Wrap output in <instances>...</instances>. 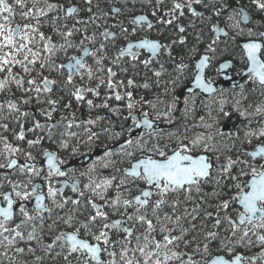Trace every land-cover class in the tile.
Segmentation results:
<instances>
[{
  "label": "snow or ice",
  "instance_id": "snow-or-ice-1",
  "mask_svg": "<svg viewBox=\"0 0 264 264\" xmlns=\"http://www.w3.org/2000/svg\"><path fill=\"white\" fill-rule=\"evenodd\" d=\"M90 4L91 0H87ZM149 3L152 0H148ZM202 0H172V6L169 10V14H175L179 12L180 15L184 14V9L187 8L193 16H200L201 14L196 12L192 5L201 3ZM157 4L163 3V0H156ZM256 7L264 11V0H253ZM66 11L67 16L74 17L78 13L79 9L72 5L65 9V6L53 0H0V95L4 96L5 99L0 101V111L7 108L9 112H18L21 116H27V112H20L18 103L10 97L15 96L16 91H20L24 94L19 99L22 103L27 104L31 99L30 94H35L37 101L40 100L42 94L52 92V86L56 83L55 80L50 79L48 76L42 75V70L52 66V56L58 50H65L66 47H72L68 38L73 36L74 31L78 29L71 28L67 31H60L59 28H55L54 31L57 35L64 39L63 44L57 45L51 35H46L41 29L46 24L54 23L61 19L60 16H51L54 12ZM88 11H91L89 8ZM114 12L118 9H113ZM155 11L153 15H155ZM215 15L219 16L220 11H216ZM236 15H239L241 20H247L249 18L245 10L240 9L239 12L233 9L232 14L228 16L229 20H233ZM175 18V16H173ZM19 19L21 22H16ZM96 18L93 17V20ZM147 17L141 15L135 17L131 23L137 25L143 21H146ZM171 24L172 20L166 21ZM76 23H85L83 20H77ZM149 28L152 27L151 23L147 25ZM235 27H239V21H236ZM67 28V25H65ZM181 32L184 31L183 27L179 29ZM123 33H127V28H121ZM135 28L133 29V32ZM242 31V30H241ZM101 35L107 39L112 33L105 31ZM249 35H252L249 32ZM264 37V33L260 34ZM86 39L95 40V36ZM82 43V42H81ZM216 43L215 40L212 44ZM212 44L208 45V51L214 52L215 49ZM105 44L101 43L98 52H104ZM165 47L159 42L151 41L148 39L140 40L139 42H129L125 48L119 49V51L111 58L113 64L118 63L124 56H131L133 60L138 59V52L133 51L134 49H147L151 54L155 55L161 48ZM246 50L247 59L250 61L251 67L248 69L250 73H254L259 79L261 84H264V60L259 58L264 44L257 41H250L244 44ZM85 55H93L95 53H89L88 49L85 48ZM104 59H108L107 55L101 56L95 61L97 65H100L96 69L97 72L107 73V88L112 92L116 100H121L124 95L121 94L117 89L124 86V81H114L116 73L111 68L105 69L103 67ZM74 63L69 65V68L76 72L79 69H83V73H80L81 79L86 74L89 80L97 78L91 66L84 62V57H72ZM209 60L208 56H205L198 64L199 74L195 77V84L198 88H203L206 92L215 91L210 83H205L203 77V69ZM143 63L148 65L151 60H144ZM39 64V69L36 65ZM226 66V65H225ZM57 69H62L64 65H57ZM36 75L33 76L32 73ZM160 75L159 72L156 73ZM25 76L29 77L25 80ZM72 74L70 73L67 81L72 82ZM99 84L95 88L90 87H78L76 88L75 99L77 101H83L85 99V93H92L93 95L99 96L100 85L105 84L103 77H99ZM129 86H132L133 81H127ZM27 85V86H25ZM145 88L147 84L143 85ZM129 100L127 107L132 109L134 102L132 101V92L125 94ZM109 99L112 97L109 96ZM46 102L49 105L50 110H44L43 115L48 119H51L52 113L56 111V99H47ZM161 103H165L161 101ZM87 104L93 106L92 100H87ZM107 107V103L103 105ZM176 101L174 100L170 105L166 104L167 111L158 112L157 117H163L168 119L171 111L175 108ZM156 106L153 105V108ZM257 112H260L259 107L256 108ZM131 115V113H130ZM243 115V113H241ZM144 119L135 120L137 128L145 127L153 129V121L148 118V113H143ZM17 123H20L19 120ZM73 125L71 122L68 123L67 127L71 128ZM45 125L39 121H34V127L27 131H35L36 129H42ZM55 127V125H52ZM211 127V125H208ZM0 128L5 131L8 130V124H0ZM50 135V134H49ZM75 135V133H70ZM95 135V133H91ZM119 135V134H117ZM249 136L257 135V133H249ZM259 136H264V129H261L258 133ZM17 140L25 139L24 125L20 123V131L15 135ZM142 139V138H141ZM177 146L170 149V154L167 149L169 146H161L159 143L146 147L139 141H136V147L139 151L145 152L150 151L154 155H148L144 158H140L130 166L129 169H124V177L119 180L116 185V195L113 198L106 199L105 193L113 187V182L117 179L113 176L111 179H104L100 183L95 184L94 187L91 185L87 186L91 188L92 194L99 195V199L104 201L103 205L97 204L90 200L89 204L94 210V214L88 215L85 219L80 220L75 215H68L66 218L61 217L62 222L67 228L73 229L72 231H61L55 235L52 243L44 244L42 247L45 252L53 250L59 246L61 252L66 253L64 255L65 261H68L69 256L78 254L77 260L82 264H172L173 261H178L180 264H197L191 257L187 262L183 260L187 253L178 251L181 242H184L185 229L181 226V220L188 215H192L193 212H197V208L193 207L190 212L189 209L185 208L183 215H178L177 210L179 208V200H172L169 203L167 197L169 193H177L183 190L186 195V201L191 200V193L193 189L199 193L201 192L202 183H206L212 179L213 164L211 158L208 155L191 154L194 149L202 148L204 152L215 151L214 147L207 143L211 141L212 136L204 137L197 136L191 140L189 144H184L177 137ZM0 141H3L4 152L8 153L9 156L19 153L21 149L13 146L8 142L7 137L0 136ZM250 142V141H249ZM28 145L31 147L35 144L40 143V139L28 140ZM134 143L133 139L129 138L126 140L127 146H132ZM66 146V144L64 145ZM125 145H121L124 148ZM47 165L48 171L44 179L51 180L53 176H65L66 173L61 171L57 162L58 158L52 152H47ZM112 150H106L104 155L111 156ZM126 155L132 156V152H126ZM252 157L261 156L264 157V145L258 146L256 150L248 153ZM154 156L159 158H154ZM29 159H32L31 153L27 154ZM217 159H219L217 157ZM236 161H233L230 157L227 160L226 165H217L219 172H228L233 167ZM243 163H247L244 161ZM107 167V165H104ZM19 167L20 172L25 171L31 176H40V170L35 165H29L27 163L18 165L16 159L8 158L7 164H0V168H16ZM251 168V179L250 182L241 184L236 183L234 187L237 189V195L232 197L233 202H238L243 207V211L238 214L239 225H250L251 227L243 230V237H247L249 232H253L257 235V240L261 245H264V234H258L257 229H264V164L259 166H250ZM241 176L248 175L241 171ZM127 177H131L133 182L136 179L142 180L148 187L139 189V194L129 198H122L123 193L121 187L127 182ZM233 180H237L238 177H232ZM11 183V182H10ZM31 183V181H29ZM12 190L15 193L13 198L10 193H0L3 197V205L0 206V248L4 251L0 252V257L7 258L10 261L15 259L16 254H22L25 252V248L17 247L16 245L23 241L30 245L31 242H41V238L36 233V225L31 223V231L25 233V229L29 226L30 222L35 221L37 218L43 221V216L40 215L42 211L51 212L44 204L45 195L41 193L39 184H31L29 190L28 184L12 183ZM151 189H155V192ZM73 190L78 191L75 185ZM59 189L52 187L51 183L47 186V196L53 199ZM81 196L84 193H80ZM153 195L158 198L152 201ZM218 195V193H213ZM34 198L36 205L37 216L29 214V210L25 203L18 205V210L21 216L20 222L15 223L14 227H10L14 223L15 214L14 206L16 201L21 202L29 201ZM67 203V201H65ZM73 204L78 205L79 200H73ZM63 205H58L62 207ZM139 206V207H137ZM163 206H168L171 209V213L164 212L161 215ZM230 206V202L225 200L218 207L221 210H227ZM108 207L113 211H119L123 208L125 211L121 213V218L116 220H110L109 213L103 209ZM151 209L152 218H148L146 211L141 209ZM133 209L131 214H128L127 210ZM210 217L212 214L207 213ZM193 219L196 217L193 216ZM228 219L233 229L238 227L235 221H232L230 217ZM128 221H133L141 226L142 230L134 229L127 225ZM221 224V220L217 217L215 226L218 227ZM174 225V227H170ZM83 231L84 235L81 236ZM120 233L119 238L113 240L112 232ZM139 231L137 235L136 232ZM179 231V235H173L174 232ZM209 238L216 236V233L210 232ZM235 235V231H233ZM160 237L159 239L157 237ZM242 237V239H243ZM249 243L251 241L249 240ZM119 246V247H117ZM185 246H187L185 244ZM223 247L228 248L229 253L232 251L225 243ZM27 251L34 255L37 264L43 260L42 256L35 255V249L31 246L27 248ZM204 253L209 254L208 245L204 246ZM219 251V249H217ZM10 252L12 255H10ZM58 255L60 253H57ZM106 257V258H105ZM245 259L242 255H236L232 259L226 258L224 255H216L211 259L204 260V264H242ZM253 264H255L258 257H250ZM260 264H264V253L260 256Z\"/></svg>",
  "mask_w": 264,
  "mask_h": 264
},
{
  "label": "flooded vegetation",
  "instance_id": "flooded-vegetation-1",
  "mask_svg": "<svg viewBox=\"0 0 264 264\" xmlns=\"http://www.w3.org/2000/svg\"><path fill=\"white\" fill-rule=\"evenodd\" d=\"M130 5L137 4V6L141 7L139 10V14L135 15L134 17L124 16L121 15V12L124 7L115 6L113 9H118V11H112V14H109L108 17L102 11L99 15H96V19L102 21L106 19L105 26L101 29L99 36H95V40L86 39V37L91 38V35H83V40H76L79 36L73 32V36L69 37L70 42H79L78 46L76 47V53L73 57H79L82 55L85 48H90V53H95V57H100L102 55L101 52H98L97 49L101 43H105L109 40L118 41L119 43L125 42L126 45L129 42H139L143 39H149L151 41H157L161 45L165 47L162 48V52L159 58H153L151 55L144 51H138V58L142 57L147 60H159L163 57L164 54H169L172 50V54L175 58L170 62V65L175 70L177 77L175 80L181 83L180 87H173L171 92V101L168 99L164 100L162 103L163 108L160 107L153 108L151 105L154 102V99L144 98L142 99H134V107L129 109L127 104L129 103L128 98L125 100H113L109 98H103L104 91L103 86L100 85L98 91L99 96L93 95L92 93H85V99L83 101H77L73 93H75L76 88L78 87H90L95 88L98 82H94L95 79L89 80L83 78L85 82L81 81L80 73H83V69L80 70L79 74H76L72 78V82L68 83L67 78L69 76L68 72L62 68L59 70H64V84H54L52 86V92L47 94H42L40 96V100L37 101L35 94H30L31 99L29 103L24 104L20 101L21 96L29 95L24 94L20 91L15 92V96L10 97L11 99L15 100L18 105L20 112H27V116H21L18 112H9L7 108L0 111V124L7 123L8 130L5 131L3 128H0V136L7 137L9 143L13 146L19 147L21 151L14 155L9 156L8 153L4 152L3 149V141H0V153L4 154L3 162L1 164H7L8 158L16 159L18 165L24 164L26 162L29 165H35L40 170V176H31L26 171L24 173L20 172L19 167L13 168L10 171H6L8 168H0V193H10L12 194L13 198H15V193L12 190L11 184L12 183H22L28 184L29 190L31 189V184H39L41 185L40 191L42 194L45 195L44 204L48 209H51V212L42 211L40 215L43 216V221L37 218L35 221L30 222L29 226L25 229V233L27 231H31V223L36 225V233L38 237L41 238V242L37 243L33 241L29 244L21 241L16 246L25 248V252L22 254H16L15 259L10 261L7 258L0 257V264H37L35 261V257L33 254L27 251L29 246L33 247L35 251V255H39L43 257V260L39 262V264H78L77 256L78 254H73L69 256L68 261H65L64 255L66 253L61 252L59 246L55 247L53 250L49 252H45L42 245L52 243L54 240L55 235H57L61 231H72L73 229L67 228V226L62 222L60 219L61 217H67L68 215H75L78 219L83 220L88 215L94 214V210L91 208L89 201L92 200L97 204L103 205L104 201L99 199V195H93L91 188L87 187L91 185L92 187L95 184L100 183L104 179H111L115 176L117 179L113 182V187L105 193V198L110 199L116 195V185L119 183V180L124 177V169H129L132 164L137 162L140 158H144L148 155H154L150 151L141 152L136 147V141H139L141 144L149 147L151 145L160 144V140L165 138L166 130L169 127L163 123V118H158L157 115H152L151 111L164 112V105L168 103H172L174 100L176 101V105H178V111L180 112L182 107L184 106V102L190 100L191 98L195 97L197 104L202 101H211L216 95L220 92H228L234 93L238 91L240 88H243L249 83H255V85L264 90V86L260 85L256 78H248L246 81L241 83L235 89L224 88L221 85V79L219 78V68L220 65L229 62L231 63V73L239 77L241 76L249 67V62L246 58L245 52L241 48L242 42H250V41H257L264 44V38L260 36L261 33H264L262 29V18L261 14L258 11V8L253 3V0H202L199 4H193L192 7L196 10V12L200 13V16H193L191 12L185 8L184 14L180 15L179 12L175 14H169V10L172 6V0H163V3L157 4L156 0H152L151 3L148 0H128ZM11 3L12 0H9ZM76 6L79 11L74 15V17L67 16L66 11H63V16L66 18L63 20L64 23L67 24H78L76 23L77 20H83V6L85 9L92 6L90 5L87 0H78L75 3H71L65 6V9L69 6ZM247 7V8H244ZM112 9V10H113ZM237 10L244 9L247 13H249V23L244 25L240 18V23L243 28L252 29L254 28V35L250 37L242 36L241 38L237 37L234 32L227 28V24L230 22L228 19V12L230 10ZM155 11V15L153 12ZM216 11H220V15H215ZM228 11V12H227ZM86 13V12H84ZM145 16L147 17V21L140 25L134 26L131 21L138 16ZM175 16V18H173ZM169 19L172 20V23L169 24L166 21ZM151 23L152 27L149 28L147 25ZM81 24V23H79ZM102 24V23H101ZM202 25L209 26L208 32L205 35H201L199 32V27ZM127 28L128 32L123 33L121 28ZM180 27L184 28V31L181 32L179 29ZM53 25L45 26L42 28L43 30L51 31ZM75 28L78 29V26L71 27L69 26L68 29ZM135 31L133 32V29ZM214 29L217 30L218 36ZM108 30L113 36L108 37L105 39L101 33ZM226 34V35H225ZM50 35V34H49ZM215 40L216 43L212 44V41ZM212 44V47L215 49L214 52L208 51V45ZM237 45V54L233 55L231 53V46ZM203 56H208V66L206 68V81H211L217 84V93L211 98L203 97L199 92L194 94H185L183 97H180L179 94L190 84L193 83L196 77V70H197V62L201 60ZM220 59L218 60V58ZM94 57L90 54L88 57L89 59L85 62L89 65L90 59ZM132 58L131 56H125ZM164 61H167V55L164 57ZM261 59L264 60V48L261 51ZM72 59H68L63 62L61 65L69 62ZM52 66L49 68H45L42 70L43 76H48L50 79L55 80V70H56V61H55V53L52 56ZM220 61V62H216ZM168 66V63H167ZM36 68L39 69V64L36 65ZM213 70V72H212ZM212 72V73H210ZM217 72L216 76L213 77L212 75ZM192 73V75H191ZM33 76L36 75L35 72L32 73ZM29 77L25 76V80ZM27 86V85H25ZM120 91V89H117ZM121 92V91H120ZM122 95L125 96L123 92ZM2 96V95H0ZM56 99L58 103L56 104L55 108L56 111L52 113L51 119H48L46 116L43 115L44 110H50L49 105L44 102L47 99ZM200 98V100H199ZM5 99L4 96L0 98V101ZM93 101V106H89L87 104V100ZM123 106H120V103ZM107 103V107L103 105ZM111 107V109H110ZM122 108V109H121ZM166 110V109H165ZM179 112L176 113L178 116ZM131 113V115H130ZM143 113H148V118L152 120L154 123L162 124L166 127L164 130H157V131H150L148 129L142 130L138 135L136 134L137 128L135 125V120H141L144 116ZM115 117L117 120L123 117H127L128 121V130L130 134L126 137H118L115 134L110 133L106 129H104V120L109 117ZM132 115H138V119H131ZM226 122L224 126L233 118L236 119L235 124L238 125L236 132L241 129L242 122L236 115H232L230 111L226 112ZM19 120L20 123L24 125L25 129V139L24 140H17L15 135L20 131V123H17ZM34 121H39L41 124L45 125L42 129H36L35 131H27L30 128L34 127ZM72 123V127L68 128V123ZM55 125V127H52ZM222 129V128H221ZM221 132V130H220ZM70 133H75V135H70ZM91 133H95V135H91ZM117 133V131L115 132ZM235 133H225L223 135H231ZM50 134V135H49ZM118 134V133H117ZM39 138L40 143L35 144L33 146H29L27 141L28 140H35ZM133 139L134 143L132 146L125 145L124 148H121L120 142L127 139ZM142 138V139H141ZM118 139H121L120 141ZM264 141L260 142L259 144L263 143ZM66 144V146H64ZM259 144L254 146L252 149L248 151H252L257 147ZM106 150H112L113 154L111 156H105L104 153ZM46 151L52 152L58 158L57 162L61 171L66 173L65 176H53L51 180H46L44 177L48 171V165H40L46 157ZM126 152H132V156L126 155ZM31 153L32 159L27 157V154ZM247 153V155H248ZM193 155H198L201 153H191ZM251 161L259 162L255 166H259L264 164V159L260 158L257 160L251 159ZM154 158H159L154 156ZM213 164L212 169V176L215 177L223 172H219L217 170V165L220 163H216L214 160H211ZM104 165H107L105 167ZM221 165V164H220ZM127 182L124 186L121 187V192L123 193L122 198H129L131 199L132 196L139 194V189L147 188L148 186L139 179H136L134 182L131 177H127ZM31 181V183H29ZM11 182V183H10ZM51 183L52 187L59 189L56 197L55 202L53 199L47 196V186ZM73 185L76 186L78 191L73 190ZM155 192V189H151ZM84 193L83 196L80 193ZM186 193L181 190L177 193H169L167 199L169 203L172 200L176 199L179 200V208L177 210L178 215H183V211L185 208L192 211L193 207L198 208L197 206V199L199 198V193H197L194 189L191 193L192 199L186 201ZM158 197L153 195L151 198L152 201L157 199ZM73 200H79L80 203L78 205L73 204ZM222 202L228 200L230 202V206L227 210H223L224 214L220 217L221 224L216 227L217 231H211L216 233V236L219 234V231L226 228L230 231L233 227L230 224L228 219L225 217H230L232 221H235L238 227L235 228L237 231H241L243 234V230L245 228L251 227L250 225L244 224L239 225L238 222V214L243 210L238 206L237 202V209L231 215L229 209L232 208L231 201L232 197L225 196L222 199ZM67 201V203H65ZM20 203H25L29 210V214L33 216H37L36 212V205L34 198H31L29 201L21 202L19 200L16 201V205L14 206V214L15 220L14 223L10 225V227H14L15 223H19L21 216L18 210V205ZM195 204V205H194ZM3 205V197L0 195V206ZM58 205H63L62 207H58ZM139 207V206H137ZM105 212L109 213L110 220H116L121 218V213L125 210L121 208L118 212L113 211L112 209L105 207L103 209ZM198 210V209H197ZM133 209L129 208L127 210L128 214H131ZM141 211H146L148 218H152L151 209H141ZM164 212L171 213V209L168 206H163L161 215ZM198 212V211H197ZM197 212H193L192 215H188L185 218L189 220L190 217H197ZM185 218L181 220V222L185 221ZM195 220V219H194ZM155 223V219H154ZM195 224V221H194ZM128 226L133 227L134 229H141V226L138 223H134L133 221L127 222ZM182 226V223H181ZM170 227H174V225H170ZM139 234V231L136 232ZM179 231L173 233V235H179ZM184 242H181L179 245L178 251L187 253L183 257L185 262L188 261L189 256L194 262L197 264H204V260L211 259L216 255H224L228 259H232L236 255H242L245 259L242 261L244 264H253V262L248 259L247 255L243 253H236L231 254L228 251V248H223L222 251L215 253L213 255H209L204 253V247H200L197 241V237L193 235H189V233H185ZM261 234H264V229H261ZM84 233L81 232V236L83 237ZM120 233L113 231L112 232V239L115 240L119 238ZM215 237L209 238V241H214ZM160 238L159 236L157 237ZM205 242L204 246L207 244L208 249H210V242ZM185 244L187 246H185ZM119 247V246H117ZM229 247V246H228ZM230 248V247H229ZM258 248L259 251L255 255L258 257L255 264H260V256L264 253V245H261L258 241ZM4 249L0 248V252H3ZM57 253H60L59 255ZM10 255L12 253L10 252ZM106 258V257H105ZM82 264V262H79ZM172 264H180L178 261H173Z\"/></svg>",
  "mask_w": 264,
  "mask_h": 264
},
{
  "label": "trees",
  "instance_id": "trees-1",
  "mask_svg": "<svg viewBox=\"0 0 264 264\" xmlns=\"http://www.w3.org/2000/svg\"><path fill=\"white\" fill-rule=\"evenodd\" d=\"M78 0H53V2H58L63 4L64 6H67L71 3H75ZM90 7L85 9V6H83V19L85 23L81 24H73L70 25L67 23H64L63 20L66 19L63 16V11L60 12H54L50 14L51 16H60L61 19L58 21H55L54 23L46 24L45 26L53 25V28L51 31L43 30L46 35H51L53 37V40L56 42L57 45L63 44L65 41L63 38H61L59 35L56 34L54 31L55 28H59L60 31H67L69 26L74 27L75 25L78 26V31H75L74 33L79 36L76 38V40H83V35H97L99 36L101 29L105 26L106 19L99 21L97 19L93 20V17L96 18V15H99L102 11L106 14L108 17L109 14H112V9L115 6H121L124 7L121 15L124 16H131L134 17L135 15L139 14V10H141V7L137 6V4H134L132 6H129L130 3L127 0H91ZM91 9V11H88V9ZM244 8H247L244 6ZM86 12V13H84ZM261 18H262V29L264 30V11L260 12ZM16 22H21L19 19H17ZM102 23V24H101ZM65 25H67V28H65ZM209 26L202 25L199 27V32L201 35H205V33L208 32ZM69 40V39H68ZM70 42V41H69ZM72 47H66L65 50H58L56 51V54L58 56V60L56 61V66L61 65L63 62H65L68 59H72V57L77 54L76 53V46H78L79 42H70ZM105 49L104 52H102V55H107L108 59H104L103 63L104 68H111L114 73H116L115 77H113L114 81H124V86L121 88V92L126 94L127 92H132V98L134 99H154V102L151 105H155L156 107H160L162 109V103L161 101H164L168 99V101H171V92L173 90V87H180L181 83H176L177 80L175 78L177 77L175 70H173V67L170 65V62L175 58V56L171 53L164 54L167 55V61H164V58L162 57L159 60H153L150 64L145 65L143 63L144 60H147L145 58L139 57L136 60H133L129 57H124L118 61V63L113 64L111 61V58L115 56V54L119 51V49L123 48V46L126 45V41L119 43L118 41L109 40L105 43ZM237 45L231 46V53L233 55L237 54ZM100 56V57H101ZM100 57H92L89 62V66L91 64H95L96 69L100 67V65H97L95 61L99 59ZM171 60V61H170ZM168 63V66H167ZM56 70L57 67H56ZM59 73L64 74V70H58ZM159 72L160 75L157 76L156 73ZM95 72L96 77L94 78L96 82L99 81V77H103L105 80V84H103V91L104 95L103 98H108L111 96L113 100H116L114 98V95L112 92L107 88V73L105 72ZM98 74V75H97ZM217 72H215L212 76L215 77ZM192 75V73H191ZM63 76V75H62ZM65 80V79H63ZM132 80L133 84L132 86H129L127 84V81ZM147 84L148 87L145 88L143 85ZM123 99H127V96L125 95ZM121 99V100H123ZM200 100V98H199ZM210 101H202L199 103L196 109V113L190 120H186L185 116L179 115L176 116V118L173 120V123L170 124L168 127L169 129L166 130L165 138L160 140V145H168L169 147L165 149L170 154V149L177 146V137L182 141L184 144H189L191 140L195 139L194 133L196 132V127L200 126V123H203L206 118V110L205 107L207 104H209ZM124 102L120 103V106L122 107ZM168 103L167 105H169ZM166 106V104H165ZM111 109V107H110ZM122 109V108H121ZM229 110H225L223 114L220 116V119L217 122V128H216V134L217 138H215L214 141L209 142L211 144L215 151H209L204 152L202 148L194 149L192 153H205L207 154L211 160H214L216 163L218 161L226 162V159L235 156V154L242 152L245 156L242 160L243 162L246 161L247 163L241 164L239 167H234L229 172H223L222 174H219L215 177L212 176V179L206 183H202L201 185V192H199V198L197 199V206H198V212L197 217L195 220L190 217V222L185 218L184 222L182 223L183 229H185V233H189V235H193L197 237V241L200 247H204L205 242L209 241L208 234L211 231H217L215 228V221L217 217L223 216V210H221L218 206L222 204V198L225 196L234 197L237 195V189L234 187L236 183H247L251 179L250 173L251 168L250 166H255L259 162H253L248 157L247 153L250 149H252L254 146L259 144L260 142L264 141L263 137H258L257 135L253 139H247L246 142H242V138L249 137L247 132L245 130H242V132H238L231 135H223L220 130L224 126V123L221 125V120L223 118H226V112ZM152 115H157V112L151 111ZM128 118L123 117L117 120V118L109 117L105 119L104 122V129L109 131L112 134H115L118 137H126L130 134V131L128 130V124H127ZM119 135H117V133ZM243 133V135H242ZM241 134V135H240ZM250 141V142H249ZM217 155V156H216ZM220 156V159H217V157ZM4 154L0 153V164L3 162ZM219 158V157H218ZM243 171L244 173H247L248 175L241 176L240 173ZM232 177H238L237 180H233ZM213 193H218V195H213ZM195 205V204H194ZM232 208L229 209L231 212V215L236 212L237 209V202L231 201ZM207 213H211L212 215L209 217ZM195 221V224H194ZM233 231H235V235H233ZM256 232L258 234H261V229H257ZM243 234L241 231H237L235 229H231L230 231L226 228V230L222 229L219 231V234L217 237H215L213 243L210 242V249L209 253L210 255H213L215 253H218L222 251L224 248L223 245L225 243L228 244V246L232 249L230 252L231 254L236 253H243L247 255L248 257H254L258 251V240L257 235H254L253 232H249V235L247 237H243ZM246 242L243 243L245 240ZM237 240V242H236ZM249 240L251 243H249ZM219 249V251H217Z\"/></svg>",
  "mask_w": 264,
  "mask_h": 264
},
{
  "label": "rangeland",
  "instance_id": "rangeland-1",
  "mask_svg": "<svg viewBox=\"0 0 264 264\" xmlns=\"http://www.w3.org/2000/svg\"><path fill=\"white\" fill-rule=\"evenodd\" d=\"M128 1V0H127ZM129 2V1H128ZM259 12L262 10L258 9ZM228 12V11H227ZM239 12V11H237ZM263 12V11H262ZM232 14V9L228 12V15ZM236 21H239V27H235ZM227 28L231 31H233L237 37L241 38L242 36L250 37L254 35V28L252 29H246L241 26L240 23V16L236 15L233 20H230V22L227 24ZM242 30V31H241ZM249 32L252 33V35H249ZM221 56H219L218 60L220 59ZM58 60V56L55 52V61ZM217 63L220 61H216ZM105 63H103L104 66ZM94 71L96 72V67L95 64L90 65ZM213 72V70H212ZM210 72V73H212ZM100 73V72H99ZM98 73V74H99ZM97 74V75H98ZM62 73H59L58 70H55V84H64L65 80L64 76H62ZM86 74L84 75V78H86ZM102 77V76H101ZM88 78V77H87ZM94 79V78H93ZM79 82H85L83 79ZM194 96L190 100H187L184 102V106L182 107L181 111H178V105L175 106V108L171 111L170 117L168 119L163 118V123L166 125H170L173 123V120L176 118V113L179 112V115L185 116L186 120H190L194 114L196 113L197 106V101L195 100ZM2 98V96H0ZM170 105V104H169ZM163 108V105H161ZM259 107L261 109L260 112L256 111V108ZM164 111H167L166 106L164 105ZM206 110V118L203 123H200V126H197L196 132L194 133V136H212L211 141H207V143L214 141L215 138H217L216 134V128H217V122L220 119V116L223 114L225 110H229L232 115H236L239 120L242 122L241 129L239 132H242V130H245L247 134L249 133H259L261 129H264V90H261L258 88L255 83H249V85L240 88L238 91L234 93H228V92H220L214 97L209 104L206 105L205 107ZM159 110L155 111L158 113ZM243 113V115H241ZM226 122V119L223 118L221 120V125ZM208 125H211V127H208ZM241 135V134H240ZM243 135V133H242ZM256 135L254 136H249V137H244L242 138V142H246L247 139H253ZM258 137H263L264 136H259ZM119 141L121 139H118ZM119 144L121 145H126V139L120 142ZM217 156V155H216ZM220 159V156H218ZM245 156L242 152H239L235 154V156L231 157L233 161H236V163L233 165V167L230 169V171L234 167H239L241 164H243L242 160L244 159ZM227 161V159H226ZM221 165H226L227 163L224 161H218ZM229 172V171H228ZM186 236V234H184ZM245 240V239H244ZM237 242V240H236ZM246 240L243 242L245 243Z\"/></svg>",
  "mask_w": 264,
  "mask_h": 264
},
{
  "label": "water",
  "instance_id": "water-1",
  "mask_svg": "<svg viewBox=\"0 0 264 264\" xmlns=\"http://www.w3.org/2000/svg\"><path fill=\"white\" fill-rule=\"evenodd\" d=\"M246 12V11H245ZM247 13V12H246ZM248 14V16H249V18H250V15H249V13H247ZM249 18L247 19V20H242V23L244 24V25H247L248 23H249ZM147 21V20H146ZM146 21H143V22H141V23H139V24H137V25H134V26H140V25H142V24H144ZM106 31H108V30H106ZM214 31L216 32V35L218 36L219 34H218V32H217V30L216 29H214ZM109 32V31H108ZM226 35V34H225ZM113 36V34L111 35V37ZM110 37V36H109ZM264 38V37H263ZM157 42V41H156ZM246 43H248V42H246ZM244 44H245V42H242L241 43V48L243 49V51L245 52V55H246V50L244 49ZM263 44V43H262ZM127 46V45H126ZM88 49V51H89V53L91 52V50H90V48H87ZM133 51H135V52H138V51H144V52H146V53H148L149 55H151L153 58H159L160 57V55H161V52H162V48L155 54V55H153V54H151L147 49H134ZM262 51V50H261ZM90 56V54L89 55H85V51H83V53H82V55L81 56H79V57H84V62H86L87 61V59H88V57ZM127 56V55H126ZM79 57H77V58H79ZM205 56H203L202 58H201V60L204 58ZM246 58H247V55H246ZM259 58L261 59V53L259 54ZM200 60V61H201ZM248 60V59H247ZM262 60V59H261ZM200 61H198L197 62V66H198V64H199V62ZM248 62H249V67H248V69L251 67V64H250V61L248 60ZM72 63H74V61L73 60H71V61H69V62H67V63H65L64 64V69L68 72V74H72V77L74 76V75H76V74H79V72H80V70L81 69H79V70H77L76 72H73V70L71 69V68H69V65L70 64H72ZM226 65V66H225ZM207 66H208V62H207V64H206V66L204 67V69H203V77H204V81H205V83H210L211 85H212V87L215 89V91H211V92H206L203 88H198V87H196V84H195V79H194V81H193V83L192 84H190L188 87H186L180 94H179V96L180 97H183V95H185V94H194V93H196V92H199L203 97H205V98H211V97H213L216 93H217V84H215V83H213V82H211V81H206V68H207ZM230 68H231V63H229V62H225V63H223V64H221L220 65V68H219V78L221 79V85H222V87H224V88H229V89H235V88H237L241 83H243L244 81H246L248 78H256L257 79V81L259 82V84L260 85H262V86H264V84H261L260 83V81H259V79L255 76V74L254 73H250L249 71H248V69L241 75V76H239V77H236V76H234L232 73H231V70H230ZM199 74V69H198V67H197V74H196V76ZM142 116H143V114H142ZM139 118V116L138 115H132L131 116V119H138ZM144 119V117L141 119V121ZM235 121H236V119L235 118H233V119H231L225 126H223L222 127V129H221V132L222 133H235L236 132V129H237V127H238V125L237 124H235ZM137 128V127H136ZM146 129H148V128H145V127H140V128H137V131H136V134L135 135H138L142 130H146ZM164 129H166V127L165 126H163L162 124H159V123H154L153 122V129H148V130H150V131H157V130H164ZM261 145H264V142L263 143H261V144H259L258 146H261ZM257 146V147H258ZM257 147H255V149H253L252 151H254V150H256V148ZM252 151H250L249 153H251ZM250 157H251V159H253V160H257V159H260V158H263L264 159V157H261V156H257V157H252L251 155H249ZM24 164L26 163V162H23ZM40 165H47V156L45 157V160L40 164ZM11 169H13V168H8L6 171H10ZM250 182V181H249ZM238 206L243 210V207H242V205H240L239 203H238ZM238 222H239V220H238ZM242 264H244L243 262H242Z\"/></svg>",
  "mask_w": 264,
  "mask_h": 264
},
{
  "label": "bare ground",
  "instance_id": "bare-ground-1",
  "mask_svg": "<svg viewBox=\"0 0 264 264\" xmlns=\"http://www.w3.org/2000/svg\"><path fill=\"white\" fill-rule=\"evenodd\" d=\"M148 40H149V39H148ZM196 72H197V70H196ZM94 82L96 83V81H94ZM113 117L116 118L115 115H114ZM104 121H105V120H104ZM201 154L207 155V154H205V153H201Z\"/></svg>",
  "mask_w": 264,
  "mask_h": 264
}]
</instances>
